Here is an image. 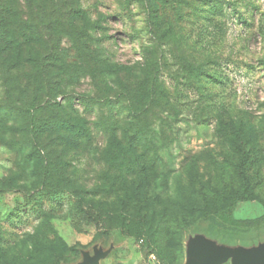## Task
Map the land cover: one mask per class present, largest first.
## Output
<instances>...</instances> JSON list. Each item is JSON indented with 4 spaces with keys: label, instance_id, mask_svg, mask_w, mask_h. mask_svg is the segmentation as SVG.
I'll return each instance as SVG.
<instances>
[{
    "label": "rangeland",
    "instance_id": "rangeland-1",
    "mask_svg": "<svg viewBox=\"0 0 264 264\" xmlns=\"http://www.w3.org/2000/svg\"><path fill=\"white\" fill-rule=\"evenodd\" d=\"M15 6L36 32L15 55L13 100L0 79V106L26 113L36 90L37 121L63 125L38 136L49 176L28 157L27 118L0 129V264H189L192 254L198 264L261 263L264 0ZM37 54L48 71L26 62ZM51 88L53 105L39 106ZM145 174L140 197L148 187L153 199L122 203L123 185Z\"/></svg>",
    "mask_w": 264,
    "mask_h": 264
},
{
    "label": "trees",
    "instance_id": "trees-1",
    "mask_svg": "<svg viewBox=\"0 0 264 264\" xmlns=\"http://www.w3.org/2000/svg\"><path fill=\"white\" fill-rule=\"evenodd\" d=\"M15 23L17 25H15ZM19 28V30L22 32L21 35L23 37V40L20 41L17 38V35L14 32V27ZM34 24L31 21L25 20L23 17L20 16V13L18 9L15 6V0H3V2H0V79L4 83L5 91L8 94L7 99L13 100L15 98L16 93H19L22 85L19 82L18 77L16 76V72L18 68L21 66V63L17 57H15L17 51L22 49V45H25V43H29L30 39L26 35V30H32V32H36L34 28ZM35 34V33H33ZM26 62L31 63L34 66H37L39 70L42 71H48L50 69L51 63L48 62V59L45 56L42 55H33L28 56L26 58ZM45 67V68H44ZM44 68V69H43ZM58 90V89H57ZM56 89L51 88V90L48 92V96L45 101H41V104L39 106H46L51 107L53 105L51 99H55L57 97L58 93H55L57 91ZM61 89H59V94L67 95L65 92H61ZM33 95L31 98H29V101L31 102L27 109L25 110L26 113H22L19 111L17 115L13 114L12 109L5 106H0V129L2 132L5 131V129L10 128L7 127V123L10 120L18 121V118H22L23 120L29 122V126L27 129V132H30V151L28 153L29 159L35 162L34 168L39 173H44L45 175L49 176V171L54 172L52 169L54 167H50V164H44L45 159L43 158L42 152L46 151L45 147L42 145L41 140L38 138V136L42 135V133H45L46 129L44 126L49 124L51 128H60L61 125H63V122L53 123V122H42L37 121L35 114L33 113V109L37 107L38 98L40 99V93H38L36 90L33 91ZM26 100L25 95L22 94L21 101L24 102ZM84 100V99H81ZM16 103L10 104L11 106L15 105ZM25 105V104H24ZM59 106H63L62 103L59 104ZM17 116V118L15 117ZM73 128V127H71ZM19 131H22V128L18 129ZM75 132H81L80 129L74 130ZM138 142L143 141L141 136H138ZM139 142V143H141ZM133 147H135V143L132 144ZM18 149L22 152H24V147L19 146ZM240 149L239 155H238V161L235 164V171L238 175V178L240 180L241 186L240 190H244L246 186H248V176H247V164H248V154L245 153V149L241 146L238 147ZM147 175L145 174L144 177H139L138 183L133 182L132 187L131 185L124 184L121 192L122 194L118 195L119 199H121L122 203L126 201L127 198L131 197H138L141 198V201L143 203L145 201H149L153 199L151 196V192L149 191V188L146 187L144 190V194L142 197H140V194L142 192V188L144 187L143 183H146ZM159 185V183H158ZM134 188V189H133ZM65 187H62V185H56L54 187V191L57 190H63ZM240 191L238 190V193ZM237 193V192H236ZM159 198V197H157ZM236 199V198H235ZM125 204V203H124ZM147 205V203H146ZM147 207V206H146ZM1 240V238H0Z\"/></svg>",
    "mask_w": 264,
    "mask_h": 264
},
{
    "label": "water",
    "instance_id": "water-1",
    "mask_svg": "<svg viewBox=\"0 0 264 264\" xmlns=\"http://www.w3.org/2000/svg\"><path fill=\"white\" fill-rule=\"evenodd\" d=\"M196 249H199V250L203 251L204 254H205L204 256H206V255H207L206 253H208V251H207L206 249H204V246L201 245V244H194V245L192 246V253H194V251H196ZM192 255H193V256L191 257V259H190V261H189V264H198L199 261H200V259H201V256L198 255V254H195V255L192 254ZM208 255H209V253H208ZM90 264H91V263H90ZM206 264H210L209 259H207ZM259 264H264V260L261 261V263L259 262Z\"/></svg>",
    "mask_w": 264,
    "mask_h": 264
}]
</instances>
